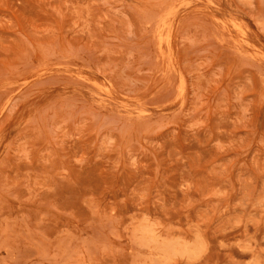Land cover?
Masks as SVG:
<instances>
[{
  "label": "rangeland",
  "instance_id": "rangeland-1",
  "mask_svg": "<svg viewBox=\"0 0 264 264\" xmlns=\"http://www.w3.org/2000/svg\"><path fill=\"white\" fill-rule=\"evenodd\" d=\"M0 264H264V0H0Z\"/></svg>",
  "mask_w": 264,
  "mask_h": 264
},
{
  "label": "bare ground",
  "instance_id": "bare-ground-1",
  "mask_svg": "<svg viewBox=\"0 0 264 264\" xmlns=\"http://www.w3.org/2000/svg\"><path fill=\"white\" fill-rule=\"evenodd\" d=\"M168 15H169V13L166 12L161 16V18L158 22L157 28H156L157 40L159 42V47L161 49L160 54H161L162 58H165L166 54L168 52L165 47L170 45L169 34H165V31L170 26V22L168 20ZM245 41H246V39L244 36L243 39L239 40L240 46L244 47Z\"/></svg>",
  "mask_w": 264,
  "mask_h": 264
}]
</instances>
